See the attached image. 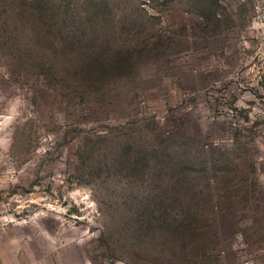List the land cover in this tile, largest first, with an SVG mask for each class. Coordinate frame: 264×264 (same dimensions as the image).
<instances>
[{"label":"rangeland","instance_id":"1","mask_svg":"<svg viewBox=\"0 0 264 264\" xmlns=\"http://www.w3.org/2000/svg\"><path fill=\"white\" fill-rule=\"evenodd\" d=\"M0 264H264V0H0Z\"/></svg>","mask_w":264,"mask_h":264}]
</instances>
